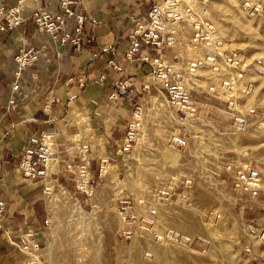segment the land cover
Segmentation results:
<instances>
[{
  "label": "rangeland",
  "instance_id": "374dc122",
  "mask_svg": "<svg viewBox=\"0 0 264 264\" xmlns=\"http://www.w3.org/2000/svg\"><path fill=\"white\" fill-rule=\"evenodd\" d=\"M68 1L71 13L67 0H0V226L10 205L32 229L0 264H264V0H179L166 31L180 34L184 58L169 79L188 114L159 93L149 65L124 73L125 92L101 89L96 40L70 43L81 13L83 34L112 31L114 6L101 21L111 0ZM43 133L51 162L31 180L22 149ZM243 171L253 184L237 179Z\"/></svg>",
  "mask_w": 264,
  "mask_h": 264
},
{
  "label": "built area",
  "instance_id": "2783aa9c",
  "mask_svg": "<svg viewBox=\"0 0 264 264\" xmlns=\"http://www.w3.org/2000/svg\"><path fill=\"white\" fill-rule=\"evenodd\" d=\"M110 2L101 3L100 11L102 20H107V18H110L111 12L108 6H114L112 10L116 14V20L111 31L112 40L103 42L100 51L91 50L89 52L93 56L92 58L97 59L102 58L104 53L106 54L105 60L100 65L97 75H95V78L99 80V85L112 93L114 88L117 87L121 89V92H125L126 87L120 82L124 73L134 74L143 65H149L157 73L156 77L160 81L159 93L164 95L162 90L165 91V99L171 104L179 106V110L182 113L188 114L192 112L189 96L181 91L179 84H173L172 80L170 81L169 79L170 75L176 74L177 76L178 73L176 72L181 70V67L175 62L179 63L184 56L176 54V49L174 48L175 40L180 37V34L174 31H166V23L179 20V15L182 7L185 6V2L180 3L179 0H153L152 3L151 0H111ZM119 3H124L126 9L123 11L119 10ZM69 4H71V1L67 0L64 5L66 13H71L68 8ZM189 8L191 7L187 6L185 10L190 12ZM54 18L51 24L54 34L58 36V29L62 28L64 20H61L60 16H54ZM87 20V16L81 13L78 20L79 27L76 29L78 37L70 43V46H75V51L80 48L81 44L85 45L86 41L90 42L95 39L92 34L82 33V24ZM176 31L178 32L179 30L177 29ZM87 36H90V38L87 39ZM68 40L69 36H64L61 42ZM82 51H87L85 46H83ZM57 54L59 55L60 53ZM193 67H196V65L190 64L189 69ZM133 79L134 77L129 78V80ZM119 84H121L120 87ZM130 85L131 83H127L126 86ZM14 87L18 88L16 84ZM128 100H132V97H128ZM42 136L31 138L22 149L25 162L21 165L26 170L25 175L31 180L44 174V171L39 166L44 165L47 167L46 160L50 158L48 145L44 142V138L49 139L50 136L45 133ZM127 136L125 143L130 145L133 136L131 133H128ZM237 179L240 182L249 181L250 184H253L250 181L256 180V173L253 171L239 172ZM5 206V201L0 199V214ZM155 213V208L148 209L149 216H154Z\"/></svg>",
  "mask_w": 264,
  "mask_h": 264
},
{
  "label": "crops",
  "instance_id": "0c3cea01",
  "mask_svg": "<svg viewBox=\"0 0 264 264\" xmlns=\"http://www.w3.org/2000/svg\"><path fill=\"white\" fill-rule=\"evenodd\" d=\"M125 9H126V5L124 3H119V10L123 11ZM98 20H101L102 21V17L100 19H98ZM97 31H98L97 32L98 33L97 35L91 33L95 37L94 40H96L95 47L90 48V50H92V51H100V49H102L103 42H110L112 40L111 31L108 34H105V35H102L99 32V29ZM104 56H106L105 53H104ZM5 72L6 71L2 72V74H1L2 77L1 78L7 79L9 77H8V74H6ZM1 80L2 79H0V84H2L1 83L2 81ZM57 81H58L57 76H53V77L51 76V83L53 84V86L54 85H57ZM3 85L4 86L5 85L7 86V84H5V83H3ZM62 87H63V85H61L60 87H58V89L53 90V91L50 92V94H49L50 96L47 98V101H46V103H48L49 105H46L45 106V112L46 113H52L51 108H50V97L53 94H57V92L59 90H62ZM89 87L92 88V90H97L98 89L95 85H90ZM100 88L103 89L102 87H100ZM30 100L33 101L34 100L33 97ZM47 108H49V110ZM22 110L24 111V113H23V115L25 116L24 119H26L27 121H34V120H36L34 118V114H36L37 111L34 109L33 104L28 103L26 106L23 107ZM29 135L31 136L32 134L29 133ZM5 146L6 147L0 146V150L2 151L4 148H8L7 147L8 146L7 143H5ZM5 150H7V149H5ZM7 211H8L7 218H8L9 224H7V225L6 224H3V226H0V261L3 259L2 257H6V254L7 253H11V251L13 249H15V246H17V243L14 242L12 239L23 238L24 235H25V233L28 234V233H31L32 232L31 231L32 229L28 228L26 226V223L24 221L23 222L25 224L23 222L22 223H18V224H16L14 222L16 209L14 211H10V205H9V208L7 209ZM10 222H12V223H10Z\"/></svg>",
  "mask_w": 264,
  "mask_h": 264
},
{
  "label": "bare ground",
  "instance_id": "6f19581e",
  "mask_svg": "<svg viewBox=\"0 0 264 264\" xmlns=\"http://www.w3.org/2000/svg\"><path fill=\"white\" fill-rule=\"evenodd\" d=\"M48 110H49V108H47ZM136 117V116H135ZM136 121H138V120H136ZM140 121V120H139ZM138 125H140V123H138ZM76 137V136H75ZM48 162H51V158H47V160H46V165H47V171H48ZM51 164V163H50ZM52 170V168L50 167V170H49V172ZM50 175V174H49ZM51 176V175H50ZM46 185H47V191H50V189H51V185L48 183V182H46ZM31 255V254H30Z\"/></svg>",
  "mask_w": 264,
  "mask_h": 264
}]
</instances>
